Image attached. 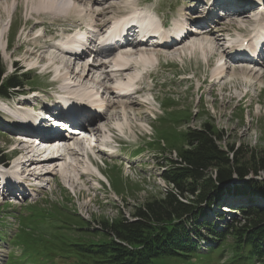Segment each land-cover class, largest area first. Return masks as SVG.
Instances as JSON below:
<instances>
[{
  "label": "rangeland",
  "instance_id": "obj_1",
  "mask_svg": "<svg viewBox=\"0 0 264 264\" xmlns=\"http://www.w3.org/2000/svg\"><path fill=\"white\" fill-rule=\"evenodd\" d=\"M38 1L0 0V6L3 8L0 14V16L3 14L0 17V25H5L3 26L5 29H2L3 34H0V68L3 82L7 83L9 79L17 77L25 86L19 91L25 92L31 89L40 94L38 96L43 99L53 95V92L57 90L56 86L49 87L54 77L46 74L48 71H55L49 68L47 63H41L40 66L35 67L29 66L30 60H33V64L36 60L33 58L28 60L24 53L34 48L41 49L40 53L47 50L44 55L53 53L54 48H51L52 50L45 48L47 42L55 46L58 40L54 39L60 37V33L67 29L66 26L70 24V21H54L48 15L30 18V12L41 5ZM127 1L132 3L135 0ZM136 1H141L140 4L146 3L143 7L154 11L158 18L173 15L178 21L182 15H188L187 10L191 1L198 0ZM228 1L231 4L227 3L222 7L231 8L230 5L234 4L232 2L235 0ZM238 1L244 4L259 2L258 0ZM196 5L194 2L191 4L192 7ZM239 6L231 8L233 10L229 11L230 16H227L223 23L228 26L229 34L235 35L233 28H241L242 36L247 37L251 26L249 25V28L242 24L248 21L247 18L250 15L241 16V19L238 15H234ZM213 7L217 9L220 5L215 2ZM132 10L125 8V12ZM241 14H244V11ZM118 15L121 16V14ZM232 20L237 22L231 23ZM38 21L41 23L38 24ZM41 24L43 27L39 26ZM232 24L234 26H230ZM240 25L244 28L242 29ZM39 34H44L46 38L34 40ZM212 35L213 38L217 37L212 33L209 35L210 38ZM29 39L34 41L31 42ZM221 41L223 39L220 40V45ZM158 50L154 53L159 58L160 64L150 78H143L142 82L146 90L134 98L139 102V106L134 108L137 115L128 109L124 117L120 109L108 108L105 119H99L100 121L96 120L93 123V126L100 128L99 133L94 134L99 143L97 142V147L90 149L89 152H80L84 153L78 157L81 160L78 162L80 167L77 168L76 162L67 158H64L66 161L58 162L72 164L79 173H85L82 169V161L86 160L85 153L87 155L89 153L93 157L92 162L94 161L93 163L103 176L88 169L86 175L78 178L73 169H71L73 171L70 170L73 176L70 178L69 173L52 172L47 175L46 181H43L41 176L37 177L40 182L42 181L39 185L43 186L34 188V191H31V198H8L0 195V218L5 221L6 230L12 236L19 229L22 230L20 239L22 238L28 246L41 254L42 264H82L83 262L107 264L106 259H111L104 256V252L109 251L111 245L105 244L111 242H113L112 247L131 251V246L129 247L126 242L119 241L115 236L110 237L112 233L109 228L112 226L119 230L124 222H134L138 208L149 202L163 199L167 191L173 190L171 184L164 180L163 175L176 169L178 167L176 163L183 164L180 155H185L188 150H194V146H188L185 143L184 136L187 131L201 130L205 126L219 135L220 140H216L215 144L223 152L230 156L234 152H239L237 160L243 164L242 168L247 170L248 175L241 180L235 178L232 183L223 187V190L226 188L224 191L228 190V193L223 191L222 197L212 202V208L207 209L201 202L199 207L202 211H194L197 215L195 220L183 221V226L191 238L190 241L196 246L194 251L178 256L156 257L147 264H264V261L256 257L252 259L247 254L245 245L242 250H238L236 243L239 239L241 242L244 241L242 236L245 229L241 228L237 232L239 235L232 229L230 232H224L222 238H219L220 241H216L217 238L212 237L209 230L223 231L229 225L242 227L246 216L241 213L242 211L264 212V197L250 192L244 193L242 188L239 189L245 181L254 178L252 170L258 168L259 161L264 163V66L238 70L233 67V64L224 79L212 86V72L219 65L224 64V60L221 63L218 62L219 55L211 59L208 64L207 59L200 53L193 54L186 49V46L167 54ZM181 52L186 54L185 60L177 58V55L181 56ZM55 56L60 58L59 54ZM75 70L77 67L73 68V71ZM84 84L87 85L86 82ZM70 87L73 90L79 88L78 86L73 88L72 84ZM13 89L16 90V88ZM42 93L47 94L43 96ZM105 96H107L106 93ZM110 97L114 101L122 100L114 95ZM21 99L26 101L12 94L7 102L0 103V117L5 116L6 106L15 107ZM16 133V129L11 125H0V158L9 159L12 149L24 147L18 146L17 139L14 137ZM90 135L86 136L87 140ZM103 145L116 146V150L128 153L117 158H110L104 154L101 148ZM129 152L132 155L134 152L141 154L135 160L130 158ZM38 169L40 172L41 169L47 170L49 167L43 166ZM210 173L214 175L212 169L208 170L207 175L210 176ZM254 179L264 180V171H259ZM236 185L238 187L234 190ZM206 189L209 187L203 190ZM211 193L212 191L209 195ZM193 197L194 195L189 192L184 193L181 199L190 201ZM31 199L34 200L30 201ZM214 205L220 206L216 208ZM214 212L216 214L218 212V215ZM218 216L223 218L216 219ZM259 228H262V225H259ZM249 232L245 234V237L253 236L256 228L254 230L250 228ZM260 239V247H262L264 236ZM87 249L90 252L87 253ZM12 250L18 253L16 246L9 249L6 244L0 243V255L4 256ZM99 250L102 253L95 252Z\"/></svg>",
  "mask_w": 264,
  "mask_h": 264
},
{
  "label": "trees",
  "instance_id": "obj_2",
  "mask_svg": "<svg viewBox=\"0 0 264 264\" xmlns=\"http://www.w3.org/2000/svg\"><path fill=\"white\" fill-rule=\"evenodd\" d=\"M22 85L23 83L17 77L9 79L7 83L3 82L0 68L1 96L7 95V89ZM184 138L188 146H194V150H188L185 155H180L183 164L176 163L178 165L176 169L163 175L164 180L171 184L173 190L167 191L163 199L149 202L138 208L134 222H124L119 230L112 226L109 228L112 233L110 237L115 236L119 241L126 242L129 247L131 246V251L112 247L113 242L105 244L111 245L109 251L104 252V256L111 259H106L107 264H147L156 257L178 256L194 251L196 246L190 241L191 238L183 226V221L195 220L197 215L194 211H202L199 207L201 202L210 207L213 201H218L222 197L221 193L226 190V188L223 190L224 185L233 181V175H236L235 177L239 180L248 175L247 170L242 168L243 164L237 160L239 152H234L231 156L223 152L215 144L216 140H220L219 135L208 130L206 126L201 130L187 131ZM259 162L260 166L252 170L254 178L257 177L259 171H264L263 161ZM209 169L214 172L213 177L211 173L210 176L207 175ZM254 178L245 181L239 189L242 188L244 193L250 192L264 197V180L257 181ZM206 187L209 189L204 191ZM236 187L238 185L234 186V190ZM210 191L212 193L209 195ZM189 192L194 197L190 201H183L181 197ZM224 193H228V190ZM251 211L241 212L246 215L242 227L229 225L223 232L210 229V235L217 238L216 241H220L219 238H222L224 232H230L232 229L239 235L237 232L241 228L245 229L242 236L244 241L241 242L239 239L236 243L238 250H242L245 245L246 252L252 259L256 257L264 261V246L260 247V237L264 236V212ZM259 225H262V228H259ZM250 228L252 230L256 228L255 234L245 237V234L250 233ZM262 242L264 243V240ZM97 251L95 252L102 253L101 250ZM88 252H90L89 249H87ZM36 254L41 256L37 252Z\"/></svg>",
  "mask_w": 264,
  "mask_h": 264
},
{
  "label": "bare ground",
  "instance_id": "obj_3",
  "mask_svg": "<svg viewBox=\"0 0 264 264\" xmlns=\"http://www.w3.org/2000/svg\"><path fill=\"white\" fill-rule=\"evenodd\" d=\"M36 1H38V0H36ZM39 1L41 2V5L39 6V8L33 9L32 12H30L29 17L38 18L40 15H51V16H53V19H58V21H60L59 20L60 18L71 19L70 28H74V29L80 28L81 25L84 23L93 24L97 29H99V28L103 27L104 25L109 24L110 20H112L114 18L113 17V16H115L114 14L117 13V14L123 15L125 13V8L133 9L132 12L136 13L137 16H140V13H141V10L138 9V8H140V2L141 1H139V2L137 1L136 3L133 4L134 1L131 3V2H128L127 0L126 1H123V0H69L70 2L72 1L71 2L72 6L69 5V2L67 0H39ZM39 3L36 5L38 6ZM64 6H68V7L71 6V7H69V9H66L69 13H68V15H65V13H63L62 16H59L58 12L60 10H63L62 8ZM247 6H249V4H247V5H246V3L242 4V6H240L239 9L237 10V15L239 16V19H241L240 18L241 16L245 15V14H241V11H245ZM253 6L256 8L259 7L258 4H256V5L254 4ZM8 8H9V6H8ZM5 9H6V7H5ZM58 9H60V10H58ZM2 10H3V8H1V6H0V14L2 13L1 12ZM212 13H215V10H213ZM151 19H152L151 15L146 14V13H143V15L140 16V19H139V23L141 24L140 27L144 28L148 33H151V32L153 33L154 31H152V30H154V27L157 25V22H155L154 20H151ZM78 21H81V24L77 23ZM232 21L233 22H231V23L237 22L234 20H232ZM240 22L243 23L245 21H240ZM38 24H39V22H38ZM3 26L5 27V25H2V24L0 25V34H3V30L5 29V28L3 29ZM230 26H234V24H232ZM227 27L228 26H226V28H222L220 30H217V26L214 27L215 28L214 31L216 30V32H217L216 38H213V35H212V38H210L209 35L211 33H207V34L202 33V31H203L202 28L201 29L196 28V27L192 28L191 31H193V30L199 31V33L197 35L194 34V36H196V37H194L193 34L192 35L188 34V38L184 41V43H186V45H187L186 49L188 51H191L193 54L200 53L205 59H207V63L209 64L211 59L216 58L217 55H219V56L222 55V53L224 52L220 49L221 46H219V45H220V40L223 39V36H222L223 33L228 30ZM61 28H63V27H61ZM63 29H61V30H63ZM65 31H68V30H65ZM23 32H25V29H23ZM42 38L44 39L46 37L36 36L35 39L34 38L33 39L39 40ZM33 41H31V42H33ZM29 45H31V44H29ZM143 45L144 44H141L138 42L137 43L133 42V43L128 44V45L126 43L123 47H121L119 49L120 56L114 57L116 60L117 59L118 60H117V63L113 65V67H115V68H113L114 70L112 71V73H114L118 76V77H116V81H115L116 83L121 84V85L133 84L134 81L136 80L135 78L138 76L137 75L131 76V75H135L136 71L138 72V65L153 66L154 64H158V62H159L158 57L154 53V51L156 49L155 50H153V49L147 50L146 49L147 47H143V48L141 47ZM35 47H36V45H35ZM45 48L46 49L47 48L48 49L55 48V51L53 50L55 53L53 52V53L48 54L50 56L48 58H46V56H48V55L47 54L44 55V54L46 53L45 51H47V50H45L43 52L41 51V53H40L41 49L38 50L36 48H34L32 50L28 49V51H25L24 54H25L26 58H28V60H29V58H33L36 60V62L34 63L35 65L32 63L33 60H30V62H28V60H26L28 62V65L35 67L38 65L40 66L41 63H43V64L47 63L48 67L51 69H54V71L58 75V76L56 75L57 79H59L60 81H62L65 84V86H63V87H65L66 89L69 88L70 90H72V88L70 87V85L72 84L73 88H76L77 86L79 87V88L74 89V91H81L84 94L91 96V97L94 94L99 96L98 99L102 100L104 103V111H103L104 113L98 117H95L94 119L86 120L85 123H81V124L77 125V127H78L77 129L82 134L81 135L82 137L77 142L75 140L74 141L72 140V142H73L72 143L71 141H69L67 139L65 140L63 137H60V136L53 137L56 139V141H58L59 143H62L64 145V147L62 150H60V152L62 151V154H59L58 153L59 151L56 149L48 150L49 153H47V154L48 155L51 154V157H46L44 155L46 152V148L44 150H39V148L32 146V142L30 140L35 139L37 136H33L35 138L26 137V139H24V141H22L24 138L23 134H17V137L15 139H17V141H18L17 142L18 146L19 145L24 146L21 149H19L20 151L24 152V154L22 155V158L24 160L28 159V161H31V163H32L31 166L33 167L34 171H36L37 167L38 168L39 167L41 168L43 166L49 167V169L45 170L44 172H38L37 173V171H36L35 175L32 173V174H28V176H30V177L36 176L35 181H38L37 177L41 176L40 178H43L44 179L43 181H46L45 179H46L47 175H50L52 172H56V173L60 172L61 174L69 173V178H70V176L72 175V174H70L71 169L76 171V175H75L76 178L84 176V174L87 173V169L88 170L91 169V170L95 171L96 174L103 176L100 173V171L98 170V168H96L94 166V164L89 162L88 158L85 160L86 162L82 161V169L85 173H83V172L79 173L78 169L74 168V165H72V164H68V163L59 164L58 162L61 160L66 161V159H64V158H67L68 160L75 161L76 167L79 168L80 166L78 167V164H79L78 162H80L81 160H80V158H78L80 155L78 150H81L82 145L86 140L85 139L86 135L91 134L92 136H95L100 131V128L93 126V123L96 120L103 119L104 116L106 115L108 108H110V107L113 110L120 109L122 111V114L124 117H125L126 111L128 109L130 112L137 115L135 113L136 110L134 108L136 106H139V102L135 101L134 99H131L130 101L119 100V101L115 102L114 100H111L109 97H104V98L102 97L103 91H105V93L110 92V94H113V88H112L113 82H112L111 78L108 76V73L105 74V77L102 80H99L101 78H98V75L96 74V72L99 71L100 68H102V67L106 68L105 66H103L104 63L101 62L99 64H93V65H91V64L80 65V63L83 61V57H80L79 60H76V59L71 60V58H69L70 60H61V59H64V57L59 52L58 47H53L52 44H48V42H47V45ZM174 50H175V48L170 49V50H166V51L169 53V52H173ZM158 51H161V50H158ZM162 52H164V51H162ZM167 52H166V54H167ZM55 54H59L60 58L61 57L62 58L60 59L58 56H57L58 58H56ZM110 56H115V55L111 54ZM172 57H174V56H172ZM178 58H180V57H178ZM118 61H119V64H118ZM223 65L222 64L219 65L212 72L213 73V75L211 77L212 86H215L217 83L220 82V80L224 79V77L227 75V73H228L227 71L229 70L230 67L228 66L227 68H224ZM242 66L241 67L244 68V65H242ZM263 66H264V64H263ZM76 67H77V70L73 71V68H76ZM108 68H109V66H108ZM254 75H256V73H254ZM254 75L252 76V78L254 77ZM129 77H131V78L134 77V79H130ZM114 78H115V76H114ZM250 78H249V80H252ZM125 80H127V81H125ZM84 82H86L87 85L84 84ZM248 83H251V81H249ZM101 87H103V89H102V92L99 93L98 89ZM95 89H97V91ZM131 95H133V94H131ZM131 95H127V97H131ZM22 129H25V127L21 128V130ZM38 137H42V135H40ZM44 139H46V140H44L45 143H51V142H49L50 140H49V138H47V136H44ZM88 142L91 143L92 142L91 139ZM95 147H94V149H95ZM41 155H44L43 158H39ZM18 162L21 163V161H18ZM26 167H28V166H26V164H25L23 169H26ZM73 170H71V171H73ZM71 177H73V176H71ZM60 178H61V176H60ZM69 178L67 177L68 180H70Z\"/></svg>",
  "mask_w": 264,
  "mask_h": 264
},
{
  "label": "water",
  "instance_id": "obj_4",
  "mask_svg": "<svg viewBox=\"0 0 264 264\" xmlns=\"http://www.w3.org/2000/svg\"><path fill=\"white\" fill-rule=\"evenodd\" d=\"M213 176H214V175H212V177H213ZM235 176H236V175H233L234 179L236 178ZM234 179H233V180H234Z\"/></svg>",
  "mask_w": 264,
  "mask_h": 264
}]
</instances>
